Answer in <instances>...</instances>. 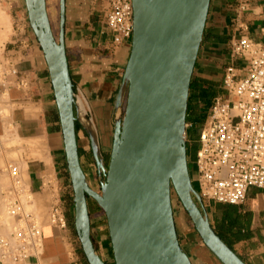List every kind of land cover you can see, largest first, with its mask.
<instances>
[{"label": "crops", "instance_id": "obj_1", "mask_svg": "<svg viewBox=\"0 0 264 264\" xmlns=\"http://www.w3.org/2000/svg\"><path fill=\"white\" fill-rule=\"evenodd\" d=\"M46 7L52 32L59 40L61 0H46ZM0 21V56L5 65L17 69L9 83L0 87V137L9 136L0 141V237H9L15 224L7 203L14 184L9 172L12 164L21 180L15 195L38 219L44 239L40 259L20 263L0 259V264H89L70 203L74 192L54 88L44 52L30 25L26 0H0ZM242 37L264 47V0H211L191 81L186 128L190 164L195 159L191 151L197 141L191 138V129L196 116L206 94L213 93V99L223 93L222 80L231 62L230 44ZM63 40L78 98L75 114L83 123L76 122L80 163L97 167L86 128L104 157V146L114 139L116 120L123 114L117 97L131 41L114 45L107 26V0H65ZM55 207L66 216L65 229L50 221ZM100 212L96 203L89 209L94 244L108 238L101 232ZM173 213L180 245L191 263L223 264L205 245L186 210L176 207ZM207 214L216 234L245 264H264V189L251 187L239 205L210 202Z\"/></svg>", "mask_w": 264, "mask_h": 264}, {"label": "water", "instance_id": "obj_2", "mask_svg": "<svg viewBox=\"0 0 264 264\" xmlns=\"http://www.w3.org/2000/svg\"><path fill=\"white\" fill-rule=\"evenodd\" d=\"M211 0H132L131 53L117 97L109 164L89 133L101 192L87 181L77 143V95L63 40L56 39L46 0H26L30 25L48 65L74 192L75 226L89 264H107L91 238L88 197L104 212L115 264H192L174 220L171 189L205 245L223 264H245L213 229L189 171L187 110L193 71Z\"/></svg>", "mask_w": 264, "mask_h": 264}, {"label": "built area", "instance_id": "obj_3", "mask_svg": "<svg viewBox=\"0 0 264 264\" xmlns=\"http://www.w3.org/2000/svg\"><path fill=\"white\" fill-rule=\"evenodd\" d=\"M133 17L132 0H107V26L115 46L132 40ZM230 58L223 93L212 99L207 110L189 168L203 207L210 202L239 205L251 187L264 189V47L242 37L230 44ZM16 74L17 69L5 65L0 56V87ZM9 172L14 184L7 199L8 214L15 224L9 237H0V259L15 263L40 259L42 227L15 195L21 189L17 168L10 166ZM50 221L61 229L67 226L58 207L51 210Z\"/></svg>", "mask_w": 264, "mask_h": 264}, {"label": "rangeland", "instance_id": "obj_4", "mask_svg": "<svg viewBox=\"0 0 264 264\" xmlns=\"http://www.w3.org/2000/svg\"><path fill=\"white\" fill-rule=\"evenodd\" d=\"M212 95H213V93L206 94V97L204 99L203 105L201 106V108H200V110L198 112V115L196 116L195 125L191 129V138L193 139V141H198L200 131H201L202 127H203V123H204L205 118H206L207 110L209 109V107H210V105L212 103ZM8 138H9V136H7V135L4 136V137H0V141L2 140V141L5 142V141H7ZM112 144H113V139L110 140L109 145L104 146V158L107 159V160L110 159V155H111V151H112ZM196 150H197V143L195 142L194 146L192 148V151H191L192 152V156H194L196 154ZM82 166H83V168L86 170V172L88 174V184H89V186L93 190H95L97 192H101V180H100V176H99V173H98V169L95 166V164L91 163L90 167H86L85 163H83ZM193 176L194 175H193V170H192L191 177H193ZM194 186L197 187L195 183H194ZM172 194H173L172 195V206H173V208L183 207L181 201L179 200L178 196L175 194L174 191L172 192ZM73 198H74V193L72 194V201L70 202L74 206ZM95 203L96 202L92 198H90V206L92 208L95 207ZM203 208L207 212V207H203ZM90 219H91V217H90ZM101 219H103V223H102L103 225H101V228H103V229H102L101 232H103V236L104 237H108L109 240L107 238V240L105 242H103V243H99V241H98V242H96V244H94V246L96 247V250H97V248L99 249V252L102 254V257H103L104 261L107 264H115L113 256H112V253H111V240H110V236H109L107 218H106L104 212L101 213Z\"/></svg>", "mask_w": 264, "mask_h": 264}, {"label": "trees", "instance_id": "obj_5", "mask_svg": "<svg viewBox=\"0 0 264 264\" xmlns=\"http://www.w3.org/2000/svg\"><path fill=\"white\" fill-rule=\"evenodd\" d=\"M191 85H192V83H191ZM190 90H191V86H190ZM189 100H190V92H189ZM188 110H189V104H188ZM188 110H187V114H188ZM186 122L188 123V116H187V119H186ZM77 129H78V125L76 124V131H77ZM109 160L110 159H108L107 161H106V167L108 166V164H109ZM188 164H189V168L191 167V164L189 163V158H188ZM190 176H191V174H190ZM97 204V203H96ZM98 205V204H97ZM95 249H96V247H95ZM97 251V250H96ZM111 253H112V256H113V259H114V255H113V250H112V244H111ZM114 263H115V261H114Z\"/></svg>", "mask_w": 264, "mask_h": 264}, {"label": "bare ground", "instance_id": "obj_6", "mask_svg": "<svg viewBox=\"0 0 264 264\" xmlns=\"http://www.w3.org/2000/svg\"><path fill=\"white\" fill-rule=\"evenodd\" d=\"M2 15H3V14H2ZM4 16H6V14H4ZM4 19H5V17H4ZM5 21H6V19H5ZM0 23H1V21H0ZM7 23H8V22H7ZM8 24H9V23H8ZM0 25H1V24H0ZM1 34H3V33H0V35H1ZM6 35H7V34H6ZM0 37H1V36H0ZM3 37H4V35H3ZM1 38H2V37H1ZM4 38H5V37H4ZM82 100H83V99H82ZM81 103H82V102H81ZM79 104H80V103H79ZM80 107H81V106H80ZM81 109H82V107H81ZM84 109H85V108H84ZM82 111H83V109H82ZM82 113H83V112H82ZM85 123H87V122H85ZM89 124H90V123H87V125H89ZM90 126H91V125H90ZM91 129H92V128H91ZM11 165H12V164H11ZM11 165H10V166H11ZM173 191H174L175 194L177 195L176 191H175L174 189H171V198H172V195H173V194H172Z\"/></svg>", "mask_w": 264, "mask_h": 264}, {"label": "flooded vegetation", "instance_id": "obj_7", "mask_svg": "<svg viewBox=\"0 0 264 264\" xmlns=\"http://www.w3.org/2000/svg\"><path fill=\"white\" fill-rule=\"evenodd\" d=\"M106 161H107V159H106ZM87 201H88V209H90V197H88V199H87Z\"/></svg>", "mask_w": 264, "mask_h": 264}]
</instances>
